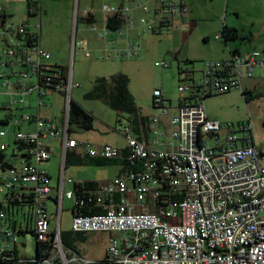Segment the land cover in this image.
I'll use <instances>...</instances> for the list:
<instances>
[{
  "label": "built area",
  "instance_id": "1",
  "mask_svg": "<svg viewBox=\"0 0 264 264\" xmlns=\"http://www.w3.org/2000/svg\"><path fill=\"white\" fill-rule=\"evenodd\" d=\"M132 1L143 12L138 17L141 32L171 30L175 20L183 23L188 11L187 0ZM102 10L108 16H122L124 28H133L127 7L104 3ZM92 12L91 6L86 7L83 18ZM123 25L110 30L105 23V34H116L120 42L124 34L125 43L113 45V49L116 56L130 58L139 54L141 44L129 40ZM91 28L95 29L94 25ZM76 44L83 46L84 42L74 41V48ZM49 57L39 43L38 30L29 31L26 21L14 22L0 13V92L10 96L11 104L23 103L24 96L33 91L37 94V110L20 116L32 121L33 129L14 134L16 148L24 157L20 156L18 164H10L3 156L0 163V264H264L261 152L248 125H221L209 118L203 104L205 97L231 88L243 92L242 78L252 77L257 69L264 71V56L234 51L226 59L206 61L199 80L194 67L187 66L177 85L180 97L174 114L169 113L171 103L161 89L152 92L157 111L146 118L151 140L133 135L129 122L116 127L126 139L123 152L109 144L93 147L70 137V92L72 85L79 84L72 83L71 69L46 64ZM45 90L65 96L62 129L40 116ZM168 115L165 124L161 117ZM60 133L64 157L68 148L80 147L85 156L123 157L132 165L127 173L130 185L121 176L93 181V189L82 192L100 211L73 212L70 219L72 232L113 234L101 259L84 260L61 239L62 199L83 205L78 186L83 188L91 180H75L61 172L55 191L49 185L50 177L39 163L49 160L47 144ZM164 135L169 141L162 145ZM5 147L1 144V151ZM65 184H69L66 190ZM50 200L55 209H49ZM16 214L21 215V221ZM25 234L33 236L34 246L21 253L18 248L26 244L19 243L18 236Z\"/></svg>",
  "mask_w": 264,
  "mask_h": 264
},
{
  "label": "rangeland",
  "instance_id": "2",
  "mask_svg": "<svg viewBox=\"0 0 264 264\" xmlns=\"http://www.w3.org/2000/svg\"><path fill=\"white\" fill-rule=\"evenodd\" d=\"M188 2L191 7L190 18L187 19L189 21L181 24L175 20L171 30L160 34L141 32V36L138 37L139 24L137 21V28L128 32V37L131 42L138 41L141 44L139 54L130 58H115L114 56L108 57L107 53L103 51L100 56L98 55V50L92 46L98 45L97 30L93 31L89 27L90 25L82 20L85 8L93 6L97 25L100 27L99 0H72L70 7L66 0H42L41 41L48 47L52 59L60 57L62 63L73 71V81L80 86L72 90V100L83 105L84 108L92 109V113L95 115L111 119L109 122L114 121L116 111L107 107L102 99H86L83 95L91 90L97 77L116 73H123L128 77V91L140 115L148 117L157 111L152 105V92L155 88L161 89L162 93L171 101L169 111L175 112L180 97L177 91L179 76L185 74L183 69L187 66L194 67L195 79L199 80L204 62L222 60L221 57L225 56L228 58L234 47H238L241 53L253 51L264 56V0H188ZM139 13L140 11L137 12V14ZM77 16L78 21L76 20ZM27 17L31 22L36 19L33 16ZM15 18L21 19L20 16ZM223 24L237 29L238 35L235 39H229L227 42L223 40L220 33ZM175 25L177 26L175 27ZM74 35L77 39L88 42L91 50L78 47L72 50L71 41ZM216 35L219 37L216 38ZM126 38L123 34L122 41L118 42L121 47ZM186 60H190V62H186ZM179 69H182L181 73H179ZM241 85L243 88L244 85L248 87V89L246 88L248 91L246 94L250 96L248 101H245L239 88H231L227 92L205 97L203 104L209 118L217 120L221 125H248L253 143L261 152L260 162L264 165L263 68L257 69L250 78H242ZM249 91L254 92L249 95ZM8 102L0 103V144L7 145L4 153L11 156L13 146H18L14 141V133L22 109L21 103L11 104L10 100ZM43 109L60 115L62 104L59 102L56 108L53 104L50 106L48 104ZM5 117H9L7 122ZM163 117L166 120L165 124H168L169 115ZM160 129V132L164 131V126H161ZM6 130L9 133L4 135ZM80 131L81 129H75L73 135L78 138ZM108 135L110 138H105L114 145L123 141L122 134L117 133L114 129ZM167 141H169L167 136L161 137L162 145H165ZM100 166L102 167L98 168H105L102 172L107 173L112 164ZM94 170L93 167L86 172L82 173L81 171L79 177H92L96 175ZM62 202L61 228L63 232H72L70 230L71 213L66 208L71 205V201L63 199ZM48 204L50 210L55 207L52 200ZM23 207L25 210L28 209L27 205ZM16 217L18 221L22 220L20 214H16ZM85 234V238H78L72 234L75 236L72 249L84 260L101 259L109 238L113 234L98 231ZM21 241L26 245L18 248L19 252L22 253V249H25L26 252L32 251L34 238L31 234L19 235L18 242Z\"/></svg>",
  "mask_w": 264,
  "mask_h": 264
},
{
  "label": "crops",
  "instance_id": "3",
  "mask_svg": "<svg viewBox=\"0 0 264 264\" xmlns=\"http://www.w3.org/2000/svg\"><path fill=\"white\" fill-rule=\"evenodd\" d=\"M32 1V2H31ZM41 1L42 0H0V13L4 14L8 19H11L14 22H19V21H26L28 23V29L29 31H39V43L41 45V47L45 50H47L50 53V57L48 59H45L44 62L46 64H49L51 66H59L64 70H69L68 66L64 63H62V59L60 57H56L52 59V54L49 51L48 47H46L42 41H41V31H42V24H41V17H42V11H41ZM44 1V0H43ZM67 1V5L70 7L71 5V1L72 0H66ZM31 2V4H30ZM37 2L39 4H37ZM32 3L34 4V7L32 6ZM104 3H108L111 7L113 8H118L119 6L123 5L125 7L128 8L127 10V14L129 16L132 17V23H133V28H137V21H138V16H141L143 14V12L137 8L134 4V2L132 0H99V21L101 23L100 27L97 25V17H96V12L92 7V17L93 20L92 22H88V24L90 25L89 27L91 28V24L94 25L95 29H93V31L97 30L96 33V38L98 39V45H92L94 48H96L98 50V55L100 56L101 51H103L104 53L108 54V57L114 56L115 58L118 57L116 56L114 49H113V45L118 44V42L120 43V40H118V37L116 34L114 33H106V28H105V19L108 16L107 13L103 12L102 10V6ZM187 4H188V11L187 13L184 15L183 18V23H186L188 18H190V14L191 13V7L189 6V2L187 0ZM140 11L139 14H137V12ZM33 16L36 19L34 20V22H31V20L27 17V16ZM138 15V16H137ZM20 16L21 19H16L15 17ZM26 16V17H25ZM77 20V18H76ZM83 21L84 18H82ZM78 21V20H77ZM86 22V21H85ZM180 23V22H179ZM182 24V23H181ZM39 25V28H38ZM177 25H175L176 27ZM132 28V29H133ZM123 29L124 31L126 30V32H130L132 29H126L124 28L123 25ZM99 33H101L102 35L105 34V36H99ZM138 33L140 34L138 37L141 36V31L139 30ZM74 41L77 43L78 41H83L84 45L81 46L79 44H76L75 48L78 47L80 48H87L91 50L90 44L88 42H86L83 39H77L76 35H74L73 40L71 41V49L74 50L75 48L73 47V43ZM111 41H114V43L112 44ZM119 45V44H118ZM233 51L235 52H241L240 49L238 47H234ZM232 51H230L231 53ZM226 57V56H225ZM225 57H221V59H224ZM226 59V58H225ZM71 80L72 83H74L73 81V71H71ZM78 84V83H77ZM80 85H72V89L70 92V99L72 100V90L74 88H78ZM246 88L248 89V87H246V85H244V89L246 90ZM249 90H251L249 88ZM0 91H2L1 87H0ZM45 97L43 99V104L40 106L39 109V113L40 116L44 117V118H48L51 119L53 121L56 122L57 126L59 129H62L64 126V119H65V113H66V99L65 96L61 93L58 92H54L53 90H45ZM88 92V91H87ZM86 92V93H87ZM249 95L252 94V91H249ZM86 93H84L83 97L86 99H92L86 96ZM16 97H13L12 99L15 100ZM8 100H10V96L7 94H4L2 92H0V103L1 104H6L9 103ZM36 100H37V94L35 91H33L32 93H28L24 96V102L21 103V116L25 113H33L37 110L36 108ZM61 102L62 104V109H61V113L60 115H57L56 112H52L51 110H42V108L48 106H50V104H53L54 108H56L57 104ZM105 103V102H104ZM171 103V101H170ZM14 104V103H13ZM16 104V103H15ZM106 105V104H105ZM83 106V105H82ZM109 107V106H107ZM52 108V105H51ZM84 108V107H83ZM86 108V107H85ZM84 108V109H85ZM110 108V107H109ZM111 109V108H110ZM86 111L90 112L93 117H94V122H93V128L90 130H81L79 133L78 138L75 137L74 131L73 132H68L71 138L76 139L79 143H89L91 146L93 147H100L104 144H109L112 146H115L117 148L120 149V151H124L125 147H126V139L125 137L122 135L123 137V141L122 142H117L115 143V145L112 142L107 141V139L105 137H109L108 133L110 131H112L113 129L119 133L116 130V127L119 126L120 123H128L130 122L132 125V133L133 135L137 136L138 138H142L144 140H151L152 135L151 133L148 131V121L147 119H145L144 121L139 120V118L136 119V121L133 123L131 120L128 119V116H125L126 114H122L119 115L117 112H115V119L114 121H110L111 119H104L101 118L97 115H95V113H92V109H85ZM113 110V109H112ZM115 111V110H114ZM169 113L174 114L175 112L173 111H169ZM140 114V113H139ZM138 114V115H139ZM142 116H144L143 114H141ZM152 115V114H150ZM148 115V117L150 116ZM125 117V118H124ZM138 117V116H137ZM9 117H5V121H8ZM147 118V117H146ZM162 120H165L164 117H161ZM128 120V121H126ZM215 120V119H214ZM119 121V124H117ZM166 121V120H165ZM16 129L15 132L21 130V131H31L33 129V122L30 120H24V119H19L18 123L16 124ZM78 129V128H73V130ZM62 131V130H61ZM9 133L8 130H6V132L4 133L7 134ZM150 133V134H149ZM15 134V133H14ZM108 135V136H107ZM15 141V138H14ZM3 144V143H1ZM0 144V145H1ZM62 135L61 133L54 137L53 139H51L49 141V143L47 144L49 152H50V158L47 161H43L41 163H39V168L43 171H45V173H47V175L50 177L49 179V185L53 187V191H55V188L58 185V181L61 175V172H63L64 176L66 177H72L75 180H79V181H86V180H91V181H96V182H102L105 180H109L111 178H113L114 176H121L123 178H125V180L127 181V184L130 185V181L127 180V173L129 171V167H127L126 164L121 163L120 161L118 162H112L110 164H112L111 168H109L107 170V173L102 172V170L105 168H98V167H102L100 165H93V164H88L87 162H85L84 160L87 159L84 154V150L80 147H75V148H68V154L71 155L70 160L68 161V163H66V157H64L62 154ZM7 148V145L5 147V149ZM3 149L0 152L2 153V155L6 158V160H8V163L10 164H18L19 160H20V156L21 158L24 157L23 156V151H19L16 146H13V150H12V154L11 156H7L4 153ZM78 158V159H76ZM94 167V171L95 174L94 176H85V177H79L80 172H86L87 170L91 169ZM68 171V173H67ZM102 172V173H101ZM65 190L69 188V184H65L64 185ZM66 199V198H63ZM62 199V201H63ZM71 201V205L66 207L67 210L70 211L71 216L74 212V200L73 199H67ZM61 201V211H62V202ZM55 209V207L53 208ZM52 210V209H51ZM62 214V212H61ZM62 229V228H61ZM95 232V231H93ZM105 253V251H104Z\"/></svg>",
  "mask_w": 264,
  "mask_h": 264
},
{
  "label": "trees",
  "instance_id": "4",
  "mask_svg": "<svg viewBox=\"0 0 264 264\" xmlns=\"http://www.w3.org/2000/svg\"><path fill=\"white\" fill-rule=\"evenodd\" d=\"M32 2V1H31ZM30 2V4H31ZM34 7V4L32 3ZM78 20V16H77ZM84 20L88 23L92 22L93 17L92 15L88 18H84ZM124 23V18L119 16L118 14H113L107 17L106 26L110 30H117L122 27ZM221 37L225 42L229 39H235L237 37V29L234 27H228L227 25H222L221 29ZM234 52V51H232ZM186 62H190V60H186ZM182 72V69H179V73ZM180 80V76H179ZM128 77L123 73H116L110 76H101L97 77L92 85L91 90L86 93V96L92 99H102L107 106L111 109L115 110L119 115L126 114L128 119L131 120L133 123L136 121L137 118L139 120L144 121L146 117L139 114V111L133 102L132 96L129 94L128 91ZM245 93V101H248L249 97L246 93L248 91H244ZM139 114V115H138ZM138 116V117H137ZM94 117L93 115L86 111L80 104L77 102L70 100L69 102V116H68V132H73V128H78L81 130H90L93 128ZM130 123V122H129ZM131 125V123H130ZM132 126V125H131ZM22 145V144H21ZM66 163L70 160L71 155L68 152L65 154ZM87 159L84 161L88 164L93 165H106L112 162L120 161L123 164H126L129 167V170L132 168V165L125 160L123 157L114 159V160H106L99 157H88L84 156ZM78 159V158H76ZM3 160V155L0 152V163ZM7 164V163H6ZM95 182L93 181H86V184L83 185V188L79 185L80 192L78 193L79 196L85 199L83 205H75L74 206V213H83L89 214L100 211V208L92 204V202H88L86 200L87 193L82 192L84 189L91 188L95 186ZM75 234L78 238H85V232H62L61 239L65 246L72 248L73 247V239H75Z\"/></svg>",
  "mask_w": 264,
  "mask_h": 264
},
{
  "label": "flooded vegetation",
  "instance_id": "5",
  "mask_svg": "<svg viewBox=\"0 0 264 264\" xmlns=\"http://www.w3.org/2000/svg\"><path fill=\"white\" fill-rule=\"evenodd\" d=\"M244 91H247V90H245V89L243 88V92H242V94H243V96L245 97V93H244Z\"/></svg>",
  "mask_w": 264,
  "mask_h": 264
},
{
  "label": "water",
  "instance_id": "6",
  "mask_svg": "<svg viewBox=\"0 0 264 264\" xmlns=\"http://www.w3.org/2000/svg\"><path fill=\"white\" fill-rule=\"evenodd\" d=\"M39 4V3H38Z\"/></svg>",
  "mask_w": 264,
  "mask_h": 264
}]
</instances>
